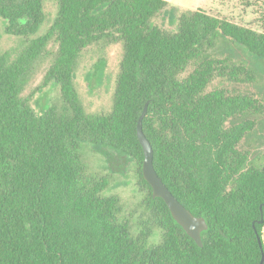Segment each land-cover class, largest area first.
I'll return each instance as SVG.
<instances>
[{
	"label": "trees",
	"instance_id": "16d2710c",
	"mask_svg": "<svg viewBox=\"0 0 264 264\" xmlns=\"http://www.w3.org/2000/svg\"><path fill=\"white\" fill-rule=\"evenodd\" d=\"M43 2L0 0L5 32L36 33ZM55 4L42 35L13 58L0 53V264H260L264 150L240 144L256 130L264 98L209 86L215 79L253 85L255 68L264 70V32L201 8L178 11L167 0ZM158 16L170 27L157 24ZM100 41L120 42L122 56L111 109L92 114L73 76L82 50ZM50 42L56 49L44 82L58 85L60 102L35 114L22 92ZM146 102L142 130L154 169L205 220L201 246L142 177L136 127ZM84 144L111 147L136 166L148 194V219L136 234L119 218L118 198L104 194L106 179L87 173Z\"/></svg>",
	"mask_w": 264,
	"mask_h": 264
},
{
	"label": "rangeland",
	"instance_id": "374dc122",
	"mask_svg": "<svg viewBox=\"0 0 264 264\" xmlns=\"http://www.w3.org/2000/svg\"><path fill=\"white\" fill-rule=\"evenodd\" d=\"M167 1L178 11L201 8L211 15L224 17L240 25L264 32V0ZM55 11V0H44L42 5L43 22L36 33L28 36L6 33L4 24L0 22V53L7 52L13 58L24 50L31 40L46 31L54 18ZM154 20L159 25L170 27L167 19L163 16H158ZM226 48L231 49V46H226ZM55 49L56 46L50 42L46 50L35 59L29 79L23 88L22 96L28 98L35 114H40L50 105H57L60 102L58 85L53 81L44 82V75L52 62ZM121 56L122 44L120 42L100 41L86 47L80 53L75 65L73 84L86 113H106L111 109ZM242 59L248 60V57L246 58L244 54ZM96 64L104 66H99L98 70H95ZM255 69L257 78L253 85L236 86L215 79L211 82L209 89L225 84L229 88L254 90L264 98V70L260 66ZM94 71L95 74H93ZM240 147L255 152L264 150V112L260 115L256 130L243 139ZM96 150L89 145L82 146L81 155L86 171L91 175L106 179L107 186L104 194L114 195L118 198L120 207L118 216L121 219H127L132 233L136 234L141 227L140 223L148 219L146 209L148 194L139 183L136 166L129 163L125 155L111 147L99 146Z\"/></svg>",
	"mask_w": 264,
	"mask_h": 264
},
{
	"label": "water",
	"instance_id": "95a60500",
	"mask_svg": "<svg viewBox=\"0 0 264 264\" xmlns=\"http://www.w3.org/2000/svg\"><path fill=\"white\" fill-rule=\"evenodd\" d=\"M147 109V102L145 103L141 114L138 117L136 134L138 141L143 151V161L141 165V174L143 179L151 187V196L153 198H161L172 218L183 228L185 233L190 236L198 246L202 245L201 232L207 229L205 220L202 217L193 215L185 206H183L163 183L157 175L153 166V150L149 140L146 138L142 130V118ZM261 218L259 222H262ZM259 244L261 240L258 239ZM264 261V254L261 256L260 264Z\"/></svg>",
	"mask_w": 264,
	"mask_h": 264
}]
</instances>
